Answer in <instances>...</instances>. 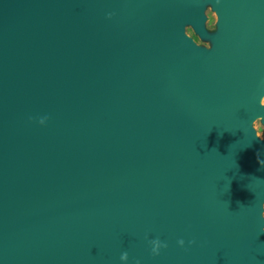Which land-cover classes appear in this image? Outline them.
Wrapping results in <instances>:
<instances>
[{"label": "water", "instance_id": "obj_1", "mask_svg": "<svg viewBox=\"0 0 264 264\" xmlns=\"http://www.w3.org/2000/svg\"><path fill=\"white\" fill-rule=\"evenodd\" d=\"M263 98L264 0H0V264H264Z\"/></svg>", "mask_w": 264, "mask_h": 264}, {"label": "rangeland", "instance_id": "obj_2", "mask_svg": "<svg viewBox=\"0 0 264 264\" xmlns=\"http://www.w3.org/2000/svg\"><path fill=\"white\" fill-rule=\"evenodd\" d=\"M213 6L211 5H207L206 11H205V17H206V30L209 33L210 36L214 37V36H218L220 33V28H219V24H220V20L219 17L217 15V12L214 10V8H212ZM185 35L191 39L192 41H194V43L196 44V46L201 49V50H206V51H213L214 49V43L211 40H203L193 29V27L191 26H187L185 29ZM262 107L264 108V98L262 100ZM255 133L257 138L260 141L264 142V119L261 120H257L252 128H251ZM263 212H264V208H263ZM263 221H264V217H262ZM264 231V228H263Z\"/></svg>", "mask_w": 264, "mask_h": 264}, {"label": "clouds", "instance_id": "obj_3", "mask_svg": "<svg viewBox=\"0 0 264 264\" xmlns=\"http://www.w3.org/2000/svg\"><path fill=\"white\" fill-rule=\"evenodd\" d=\"M46 119V118H45ZM45 119H41L40 120V124H44L45 123ZM258 163L260 164L261 168L264 169V160H258ZM262 208H264V204L261 205ZM261 216L264 217V212H261ZM151 245H152V254L153 255H159V252H160V249L162 247H167V244L165 243H162L159 239H155V240H152L150 241ZM178 243L183 246L184 245V240H179ZM190 243H194V241H191ZM121 260L122 261H126L128 259V254L127 252H124L122 255H121ZM136 264H140L139 261L136 262Z\"/></svg>", "mask_w": 264, "mask_h": 264}, {"label": "bare ground", "instance_id": "obj_4", "mask_svg": "<svg viewBox=\"0 0 264 264\" xmlns=\"http://www.w3.org/2000/svg\"><path fill=\"white\" fill-rule=\"evenodd\" d=\"M259 120H261V119H259Z\"/></svg>", "mask_w": 264, "mask_h": 264}]
</instances>
